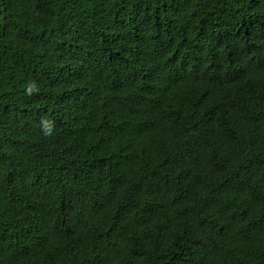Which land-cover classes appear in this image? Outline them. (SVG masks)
I'll list each match as a JSON object with an SVG mask.
<instances>
[{"label": "trees", "instance_id": "1", "mask_svg": "<svg viewBox=\"0 0 264 264\" xmlns=\"http://www.w3.org/2000/svg\"><path fill=\"white\" fill-rule=\"evenodd\" d=\"M0 264H264V0H0Z\"/></svg>", "mask_w": 264, "mask_h": 264}]
</instances>
